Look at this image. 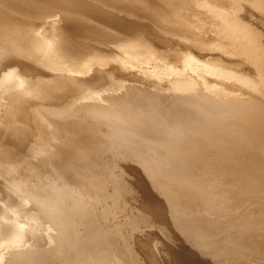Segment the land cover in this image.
<instances>
[{"label":"rangeland","instance_id":"374dc122","mask_svg":"<svg viewBox=\"0 0 264 264\" xmlns=\"http://www.w3.org/2000/svg\"><path fill=\"white\" fill-rule=\"evenodd\" d=\"M67 1H68V4L72 6L74 4L79 3L78 0L77 1L67 0ZM96 1H98L97 3L100 2L99 4H102L103 1H105L104 3H106V0H102V3H101V0H96ZM108 1L109 0H107V3ZM130 1L131 0H128L127 2L131 4L134 1L133 4L134 6L136 5V7L138 6L137 8H139V6L141 5L143 1H144L142 4L143 6H145L144 4L149 2V5L148 3L146 4V7L148 8L145 7L148 10L152 9L153 5L157 6L156 3L155 4L152 3L154 0H151V2L149 0L138 1L140 4L138 2L136 3L135 0H132L131 3ZM157 1L158 0H155V2ZM160 1H163V0H160ZM164 1L159 2V4L165 3L164 4L165 7H163V5L158 4L159 6L157 8L158 10L156 9V6L155 7L153 6V9H152V10L156 9V11L152 12V10H149L150 13L152 12L151 19L153 21L156 20V18L153 19L154 16L158 17L163 14L162 12L169 11L172 8L174 11H176L175 12L176 14L174 13V11L171 10V13L173 12V14H169L170 13L169 11L166 16L168 17V15H170V17L167 18L164 16L166 14L165 12V14L162 15V17L160 16L157 19L159 21H156V22H159V23H161L162 21L165 22L166 20L165 18L171 19L175 15L174 16L175 18L173 17L171 21H174L175 23V20L177 19L178 21L177 20L176 21L178 23L179 21L182 20L181 22L178 23V26H180L179 30H181V25L188 26L192 24V26L185 27V31L183 30L184 26H182V30L180 31L181 33H177L178 31L171 29L166 24L164 25V23L162 22V24L165 27H167L166 31L163 33L169 32L168 34L172 35L173 38H174V35L177 33L178 37L176 36V39L180 38L182 41L183 39H186V38H188V41H190V39L193 40V38H196L197 36H201L203 34L209 37V38L208 37L206 38L204 36L200 37L201 39L205 38L204 39L205 41L212 37L213 42L222 43V41L225 42V40L227 42V37H228L229 43H225V44L223 43V46L226 45L225 47H227L230 51L232 50L233 52L236 51L235 49L233 50V48H236L238 51L240 50V46H241L240 44L243 41L244 42L242 44V47L243 45L245 47L248 45V47H246L248 49H250L251 47H254L257 41L258 47L257 46L255 47H257V49L260 48V50L259 49L258 50L259 52L261 51V53L264 51L263 50L264 49V41H263L264 39L262 40L260 39V37L264 36V34L262 33L264 32L263 31L264 27H262L264 26L263 25L264 20H262L264 19V11H262L264 9V6L261 4V3L264 4V0L262 1L255 0L254 5H252L253 3L249 5L250 3L249 1H248L249 3L247 2L248 4L246 3V1L244 2L242 1L243 2L242 4V2H239V0H235V1L225 0L226 2L223 0L225 4L223 3L222 6L224 8L215 6L213 7V9L211 5L209 7V2H208L209 0H204L205 2H203V0H195L196 3H193L195 2L194 0L192 1L176 0V2L175 0H168V2L166 0ZM227 1L229 2V4ZM236 1L240 3V5ZM116 2L114 0L113 2L111 1V3L113 4L116 3L115 4L116 6H118V4L121 1L118 2V0H116ZM166 2L168 5H172V6H168ZM172 2L175 5H173ZM179 2L180 4L181 3L182 4L180 5ZM81 3L83 4V1H81ZM177 3H178V6L180 7L177 6ZM198 3L199 5H197ZM235 3H237L238 5H236ZM186 4L190 6L188 7ZM81 5L78 8H82L85 6V5L84 6L82 5L81 7ZM231 5H232V8L227 7ZM251 5L254 6V8L256 7L255 8L256 10H257V7H260L258 9H261V10L256 11L254 10V8L252 10ZM160 6L163 8H161ZM234 6H239L240 8H237V7L236 8L239 9L240 11L241 9L243 10V14H242L243 17L246 14V17L250 19L249 16L251 14L255 16L257 15L256 17L251 15V19L249 21L248 19H245L246 17L244 18L242 17L243 18L242 20L243 22L245 21L244 23L246 25V29L244 31L249 30L250 32L251 31L253 32L255 27H257L258 29L255 28V32H254L255 34H253L252 32L250 33L249 31L246 33H244V31H242L243 33L240 32L242 36L244 35L246 36L244 37L245 39H243V37L240 34L236 33V35H238L237 37L238 39L237 40L234 39L235 41L232 42L230 40V37L233 38L234 36L235 38L236 35L232 33L233 34L232 36V34H230L231 32L228 29L227 30L229 32L228 31L224 32L226 31L225 26L224 28L222 26H220L221 28H217L219 26H212L213 24L209 23L208 21L210 20V16L208 13H210V11L215 9L213 12L220 14L221 18L224 19L225 25H226L225 23L226 21L230 22L229 23L230 25L227 26V27H230L233 21L239 20L240 19L239 17H241L240 11L234 8ZM177 7L179 8V10ZM196 7L197 9H195ZM206 7H208V9ZM78 8L73 6V8L71 9L60 10L59 12L61 13V17L60 16L58 17V15L60 14L59 12L57 13V15H55V18H58V19H56L54 28L57 29V26H58L57 23H59L60 25V22L62 24L60 26L67 28L69 27L71 23H74V22L76 23L77 21V24L79 23L78 24L79 27L76 24L77 29L74 26L72 28L73 31L75 29V32H77L78 30L77 32L78 34L80 35L85 34L83 37H86V34H88L89 32L92 33L93 31L89 30V29H92L89 27L91 24L88 23L89 25L88 26L86 22V20L88 22L91 21L90 14L88 16V13L86 12V8L85 10H83L84 8L82 9H78ZM145 8L143 7V10H145ZM187 8L190 10H188ZM220 8L223 10L221 11ZM227 8H230L231 11ZM89 9L92 10L93 8L89 7ZM232 9H236V10H232ZM72 10L75 11V13ZM82 10L85 13V15L87 14L86 16L83 15L84 13L82 12ZM136 10H139V9H136ZM136 10H133V11L135 12ZM143 10L141 9V11ZM148 10H145L146 13L144 11L141 13L146 14L147 17L148 16L150 17L149 12H147ZM159 10H162V11L158 13ZM196 10L200 12L197 13ZM248 10L254 13L248 12ZM184 11L186 12V14ZM188 11H190L191 13H187ZM218 11H220V13ZM235 11L239 13L237 14L239 17L237 15L234 16L236 14ZM76 12H77V15H76ZM194 12H196L197 14ZM231 12H233V14ZM247 12L251 14H249L248 16ZM155 13L157 15H154ZM181 13H184L185 15ZM70 14H73V15L70 16ZM137 14L139 15V13ZM202 14H204L205 16ZM258 14L259 15L261 14L260 15L261 18L259 17ZM177 15L179 16L177 17ZM223 15L224 16L226 15L225 16L226 18H223L224 17ZM65 16L69 18V21H66L68 18H65ZM141 16L142 15H140V17ZM183 16L184 17L186 16L185 19L183 18ZM187 16L192 17V18L188 17V20H190L189 23L186 19ZM200 16H203L207 20L206 21L203 19L206 25L200 20ZM179 17L182 19H180ZM59 18L61 21L59 20ZM83 18L86 19V20L84 19V24L81 23V21H83ZM161 18H164V19L160 21ZM214 18L216 17L214 16ZM255 18L256 19L258 18L259 20L263 22L261 21L259 22ZM63 19H66V20H63ZM71 19H74L75 21L74 20L72 21ZM183 20H186L187 22ZM198 20L202 24H200ZM242 20L240 19L239 21H242ZM53 21H55V19H53ZM250 21L253 24L255 22L254 26L257 23V26L255 27L252 26L253 24L251 23L252 24L251 25ZM68 22H70V24ZM258 22L261 24H258ZM80 23L82 24V29L85 28L84 30L80 28L81 26ZM186 23L188 24L186 25ZM153 24H155V21ZM207 24L208 25L210 24L209 26L211 27V30H210V27L207 26ZM65 25H67V27H65ZM200 25L201 26L203 25L204 29H202ZM233 25H234L233 29L236 28L237 30L236 29L235 30L237 32L239 29H241L238 27V25L234 23ZM259 25H262V26H259ZM250 26H252L251 29H250ZM199 27L202 31L199 29ZM214 27L215 29L216 28L217 29L214 30L213 29ZM78 28H80L81 31H83V33ZM187 28H189L190 30ZM259 28L261 31L259 30ZM159 29L163 30V27L162 28L160 27ZM206 29L209 30L210 32L209 31L207 32ZM93 30H96V29H94L93 27ZM196 30L198 31L196 32ZM219 31L221 33L224 32L225 35L224 33H222L223 35L222 37ZM257 31L261 33V35L259 33L257 34ZM185 32L188 33L189 35L191 33L193 35L195 34L196 35L195 37H193V35L189 36L188 34L186 35ZM203 32L206 34H204ZM217 32H219V34ZM228 33L229 35H231L230 37L228 36ZM247 33L249 34V37L251 35H254V36H251L249 38L247 37L248 36ZM183 34H184V38H182ZM211 34L212 35L214 34V35L212 36ZM88 35L86 38H88ZM141 35H146V33H143V34L141 33ZM179 35L181 36L179 37ZM255 35H258V36L260 35V36L259 38H257ZM90 36L92 35H89V37ZM187 36H189L190 38ZM214 36L216 39L218 38L217 41H214L216 40L214 39ZM220 37L222 39L225 37L226 39L224 38L222 41H218ZM240 37L243 40L240 41ZM92 38L93 36L89 39L94 41L95 39L94 38L92 39ZM180 39L179 41L182 47L185 46L184 45L185 42L186 44L191 43L185 40L182 42ZM253 39L255 40L254 43H252ZM259 39L261 41H258ZM238 40L241 43L238 42ZM54 41H59V39H54ZM250 41H251L252 46L250 45ZM194 42L192 41L191 44H194ZM230 42L231 44H235V45L232 46ZM236 42L239 45L238 47H236L237 46ZM200 46L204 47L205 44L202 43V45ZM249 46L251 47L249 48ZM261 46H262V49H261ZM185 47L189 48L190 45L189 46L187 45ZM213 51L214 50L212 48L207 49V52H210L211 54H213L212 53ZM240 53L242 52H239V54ZM167 60H170V58ZM171 61H172L171 66L173 67V69H169V70L162 67V63H163L162 60L159 61L160 62L159 65L161 66L156 67V70L159 68L157 72H155L156 70L153 72V73H156V82H155L156 84L163 85L161 82L162 72L166 74L168 73L173 74L176 72L175 70H178V68L181 67L177 63V58L172 57ZM190 63L191 62L188 59L187 64H184V65L187 66L188 68H193V66H195L199 69V66L196 63H191V64ZM171 66L166 65V67L168 68H170ZM37 67L41 69L42 71H48L50 69V67L46 69V65L43 64L42 61H41V64L37 65ZM219 72L221 73L222 78L226 76L225 73H222L221 71ZM142 73H145V72H142ZM136 74L140 75L141 79L143 78L142 77L143 75H146L145 77L146 80H149V79L152 80V77H150V74L149 75L148 74L141 75L139 73H136ZM239 74L240 72L235 73L236 76ZM241 74H244V73H241ZM26 80H30V81L33 80L32 81L33 83H35L36 81L35 78H30ZM243 82L244 84H246V81H243ZM126 85L124 84L122 86L124 88H121L117 92H112V94H115L117 96H113L115 98L112 97L105 102L107 103L108 101L110 102L111 100H113L111 101V103L113 102L112 104L119 106V107L120 106L122 107V104L124 102L123 104L124 107L122 108L128 109L129 110L128 112H131V113L132 111L130 110L134 109L135 111L133 110L132 114L134 115L138 114V117L141 116V119H146L147 117H149L148 120L154 121V122L151 121L152 123H158V124L160 123L159 124L160 130H155V132H151V133L147 131V133H145L146 136L143 133H140L137 131L138 133H140V137L139 136L138 137L129 136L130 138V139L128 138L129 142H126V140L123 141L118 135H115L112 132L111 130L112 127L108 125V122H110V120L112 119L108 121L107 118L105 117L103 118V115L105 114L104 112L98 113L96 111V112H92L93 114L91 112H85L87 113V114L84 113L85 118L87 117L86 118L87 120H84V121L86 122L88 121V124L90 125L91 128H89V130L87 129L84 130L81 126H79L78 132L80 133H78L77 135L71 134V137L67 140V143L60 142V140L63 138L62 136L61 139L56 142L58 146L56 145L55 146L58 149L55 148L56 155L53 158L54 161L52 160V162H55V161L66 162L69 158H72L73 156H80L81 162L77 161L75 163L76 164H79V162L81 163V165H77V168L78 170H82L83 175H80L79 173L78 175L75 173L73 166L71 165V163L73 164L72 161L69 162V166L71 165L70 167L72 168L68 169L67 165L63 166V170L65 171L62 173L55 168V165H53L54 166L53 167L51 164L50 165L47 163L45 164V161L47 159L45 160L44 158L51 154V142H48L49 149H47V153H45L44 155H38L34 157V159H36V161L38 162L36 165H34L35 168L33 170L28 169V172L27 171L23 172V170L26 169V167H28L26 166L27 163H24L23 166L21 167V170L18 171L17 173V176H21L20 178L21 185L18 187L19 189L18 195L19 197H22V198L25 195H27L26 198H28V201H29L28 208L27 210L25 209L24 218L28 219V216L30 215L31 216L27 221L24 218L20 219V217L14 218L15 222L7 221V220H0V264H29V263L31 264H93L91 258L95 259V264H146L143 256L139 253L138 248L143 253H145L146 256L149 252L150 259H147L149 261V264H158V263L159 264H264V123H263L264 121H262L261 123V119L263 120L264 118V112L263 114H259V117L257 116V118L261 117L260 120L258 119L260 123L255 118V116L258 115V113L254 115L255 119L253 118L254 112H252V114L250 115L251 116L250 118L252 119L250 120L247 119V121L240 120L241 117L244 119L247 118L246 114L251 113L250 112L251 110L249 109L253 108L254 107L253 105L260 107V105L256 103L257 101H255V99L249 96L248 101H243L241 102L242 104L238 103L239 105H235L234 107L231 106L229 108H226L229 105L227 104L223 105V108L227 109V110H224L225 112L233 113V115L239 116L236 119L237 123H235V119L233 121L232 114H230V116L221 118L220 120H218L219 122L218 121L209 122L210 124L213 125L212 127L213 131L225 132L223 136H226V135L230 136V137H227V139L230 138L231 142L233 143H227L226 146H224V144H222L223 142L219 141V138L222 137L221 134L217 136L216 134H214L212 130L210 131L207 130L208 132L206 131V134L210 136L207 135V137L206 136L204 137L203 135H201L202 134L201 130H203L201 128L202 127L201 123H208L206 120L201 121L202 120L201 118L204 117L202 115H198L197 118L192 115V117H195L196 119L195 121L194 119H192V121H194L195 124H192V127L191 125L186 126V128L190 127V128H193L192 130H196L195 132L191 131V135L195 134V136L193 137L189 134L190 133L189 130H191L189 128H188L189 130L188 129L186 130L187 132L183 131L182 133L181 131L180 132L181 135L180 133H178L180 130L177 129L178 130L177 132V130H175L176 128H174L173 130L171 126H170V129L168 128L169 126L168 122L171 123L172 119L176 117V115H178L177 113L178 112L181 113V110H179V108L182 106L181 105L182 102H178L177 98L178 100H181V98L185 97L184 94L173 93L171 91L169 92L164 91L163 93L160 87L157 88L158 85L154 87L153 89H150L151 87L146 88L144 86L146 88L145 89L144 87H141L142 85L141 86L137 85L139 86V90L136 92V90L138 89V87L135 86L136 84H133L132 86L134 88L136 87L134 90L133 88H131L132 84H129L130 87H128V84ZM140 87L142 89H140ZM151 90H153V92ZM123 91L125 92L126 95L123 93ZM129 91H132L130 92L132 95L130 93H128L129 95H127L126 92H129ZM108 93L111 94V92H107L106 94ZM150 93L152 96L154 95L153 100H151L153 97L150 96ZM139 94H141L140 96L144 94L143 97L145 96L144 98L147 104H144L145 100L143 97H142L143 99L142 100ZM148 94H149L150 99L147 97ZM171 94H172V97H171ZM137 95L139 96L141 101H139L140 99L137 97ZM129 96L131 97L129 98ZM169 97H171V99ZM120 98L122 99L120 100ZM131 98H132V101H134V99L137 98L134 101L135 103L134 102L131 103ZM157 100H158V103H157ZM147 101H150L151 103ZM130 103H131V106H130ZM136 103L138 106L140 105L139 103L144 104V105H140L139 107H136L135 105ZM155 104L156 105L160 104L161 108L163 109L159 107L160 105H157L158 106L157 108ZM165 105L167 106V108H164L166 107ZM199 105H200L199 102H194L191 100L190 103L187 105V108L186 106H183L181 108H185L186 110L189 109L193 112L196 111L197 109H200L201 111L203 108H198ZM143 107L144 109L141 111ZM154 109H156V111ZM158 109L161 110V112ZM234 109H237V110L233 111ZM262 111H264V107L262 108ZM148 112H149V115H148ZM159 112L163 113V115H161ZM139 113H142V115L144 114V116H142ZM202 114L204 115V112H202ZM248 114L247 116H249ZM151 116L154 120L151 118ZM95 117L97 119H95ZM79 118H76V119H79ZM237 120L239 122H242L241 124H245V125H242V126L239 125L240 123ZM253 120H257V121L254 122ZM93 121L94 122L96 121L95 122L96 124H93L92 123ZM188 121L189 120L187 121L183 120V122H188ZM197 121L199 122L201 121V123L198 124ZM230 121H232V124L230 123ZM43 122L44 124H42V127L44 128L43 125H45V128H47V132L50 131L48 123L44 120ZM174 130L176 131L177 135L175 137H169V136L174 135V133H172L174 132ZM2 131L3 129L0 128V138L4 136V133ZM131 131L134 132V130H131ZM169 131H171L170 132L172 133L171 135L169 134ZM197 131H199L200 134L197 133ZM125 132L131 133V132H128L127 130H125ZM95 133L99 135H96ZM101 133L104 135L106 134V135L104 136ZM184 134L186 136H184ZM188 134L191 136V138ZM211 135L212 136L216 135L215 136L216 138L214 136L213 138H211L212 137ZM196 136H198L199 138ZM105 137L107 138L105 139ZM203 137L207 141L205 139L203 140ZM188 139L189 141H191L192 139V141L189 142ZM95 140H98V141H95ZM130 140H134V141H130ZM241 140H244L247 143L243 144V141L241 142ZM121 142H125V143H123L124 145L123 148L119 149L118 146L122 145ZM130 142L132 143L130 144ZM64 144L67 145V147ZM244 145L248 146V150L245 148ZM237 146H239V148H237ZM64 148H68V150ZM249 149L251 150L253 149V151ZM66 151L68 153H66ZM201 151L205 152V154H202V158L200 157L201 159L200 158L198 159L197 152H201ZM230 151H233V152L229 153ZM142 152L144 153L142 154ZM209 152L210 153L212 152V153L210 154ZM158 153L160 156L158 155ZM136 154H139L141 156H138ZM217 154L218 155L220 154L219 157ZM143 155L149 156V157L144 159L145 157H142ZM204 155H206V157L207 155L208 157H211L212 155L215 156L213 159L216 158L215 159L216 162L206 164L205 160H203V158H205ZM153 156H155V158H152ZM82 157H84L85 159H82ZM129 157L131 158V160H127V159H130ZM217 157L219 158L218 161H217ZM98 158H105V159H103V161L95 160ZM134 158L136 162L138 160L139 162H142V164H144L145 166L143 167L139 166L138 171L136 170V168H133L130 171H128V169L125 168L128 171V174H130V176L132 175L135 179H139V182H140V179L143 180L146 177H150L152 179L144 180L143 184L140 185L141 189H135L136 185H133L131 183L133 180L130 181L131 180L130 177L129 179L127 175L125 176L123 175L124 176L122 177L123 180H125V182L130 187V190L127 191L128 193H124V191L122 190V187L118 188L117 183H116L118 181L117 177L119 175L121 177L120 171L122 170L119 171V169H122V168L124 169V164L126 162L132 163L133 162L132 159ZM95 162H99L102 165L103 163H106L105 165H108V167H105L104 165L105 169L103 170V168L102 169L97 168L98 166L96 167L93 164L92 165L88 164V163H95ZM113 166H115V168L118 170L109 171L108 168H111ZM129 166L131 165L129 164L126 167H129ZM203 166H205L206 168ZM201 167L203 170H205V172L200 175L197 170L201 169ZM85 168L87 171L85 170ZM208 168L210 171H213L212 174H209V176H207V173H206V172L209 173ZM90 170H91V173H90ZM161 173L163 174V176ZM217 173L221 175V178H225L224 181L217 180L216 178L218 177ZM26 174L27 176H25ZM103 174H107V175H103ZM213 174H214L215 179H213L214 178L212 176ZM76 176H78V178ZM107 176H110L109 178L110 180H107V182H105L108 185L103 186L104 184H95L94 182L92 183V181H94L92 180L93 178L104 179ZM211 176L212 178H210ZM82 181L86 185L83 186ZM67 182H69L70 184ZM81 185L84 188H81ZM85 186H87L88 188L86 187L85 189ZM89 186L91 187V189H89L90 188ZM94 186L96 189L95 191L93 190ZM69 188L73 190L71 191ZM236 188L237 190H235ZM74 191L75 193H73ZM94 192H96V194ZM87 194L90 196H93L92 198L94 199H92ZM118 194L120 198L119 196H116ZM110 196H113V199L115 201L114 203H113V200H111L112 197ZM70 197L72 200L70 199ZM115 197H118L116 198L117 200H115ZM106 199H110V200H106ZM131 200H136V201H134V203L131 204L132 202ZM116 203L118 207L114 206L116 205ZM202 203H206V204H202ZM126 205L128 206V208ZM45 206L46 208H44ZM107 207L109 208L110 211L108 210ZM114 207L116 210L117 208L119 209L116 211L114 210ZM40 210H42L43 213L54 212L52 216L53 218L50 220H46L45 222L43 214L35 215V212H38ZM47 210H53V211H47ZM94 210L96 213L94 212ZM108 211L111 213L112 216L110 215ZM103 212L105 214V217H107L108 214L110 217L108 216V218H105L104 216H100L99 214H103ZM66 219H70V220L66 221ZM60 224H62V226H60ZM48 229L50 230L48 231ZM51 230L55 231L54 237H56L57 240H49L50 236H48L47 234L50 233ZM70 230H73V232L76 234L75 235L76 242L73 241L72 233ZM88 235L89 237L91 235L93 236L94 238L93 241L90 242L89 243L90 245L87 246L86 248L79 249L76 246V243H84V241H86L85 238ZM58 241L67 242L69 244H67L65 248H60L58 246ZM154 242L157 243V251H155L156 246L154 248H151V245ZM101 245L104 247L102 248ZM171 245L174 247L175 252L173 251V248L171 247ZM167 250L171 252V256L164 257L163 252ZM155 253L157 255H161L159 262L155 260ZM222 259L224 260V262L222 261Z\"/></svg>","mask_w":264,"mask_h":264},{"label":"bare ground","instance_id":"6f19581e","mask_svg":"<svg viewBox=\"0 0 264 264\" xmlns=\"http://www.w3.org/2000/svg\"><path fill=\"white\" fill-rule=\"evenodd\" d=\"M81 1H83V4L81 3ZM95 1L96 0H80V1L78 0V2L80 4L78 3V4L73 5L77 8L81 4L83 6L84 5L86 6V7L85 6L84 7L86 8V12L88 13V16L90 14L91 21L88 22L85 18H83V21H81V23L84 24V19H85L87 22V25H88V23L91 24L90 26L89 25L88 26L92 29H89V28L88 29L90 31H93V32L92 33L89 32L90 34L89 33L88 34L92 35L93 38L95 39L94 41H92L91 39H89L92 36L89 37V35L86 34V37L88 35V38H86V37H83L85 34L80 35L77 33L78 30H77V32H75V29H74V31L72 30V28L74 26L76 27L77 21H76V23L74 22L71 24H70V22H68L70 25H69V27H67V25H65V27H67V28L60 26V25H62L60 22V25H59V23H57L58 24L57 29L54 28V25L56 23V19H58V18H55V15H57V13L60 10L73 8L72 5L68 4L67 0H0V128L3 129L2 132L4 133V136H2V138H0V140H1L0 141V220H7V221L15 222L14 218L20 217V219H23L25 217V209L27 210L28 205H29V201H28V198H26L27 195H25L23 198L19 197V195H18L19 194L18 187L21 185V183H20L21 176H17V173H18V171L21 170V167L23 166L24 163H27L26 166H28V167H26V169H24L23 172H26V171L28 172V169L33 170L35 168L34 165H36L38 163L36 161V159H34V157H36L38 155H44L45 153H47V149H49L48 142H51V154L44 158L45 160L47 159L45 161V164L46 163L49 165L51 164L52 166L55 165V168L58 171H60L61 173L65 171V170H63V166L67 165V168L69 169V168H72V167H70L72 165L76 174L79 173L80 175H83L82 170H78V168H77V165H81L80 156H73L72 158H69L66 162H57V161L52 162V160H53L54 156L56 155L55 154V148H56V146H58V144L56 142L59 141L62 136H63V138L60 140V142H66L67 143V140L71 137V134L77 135L78 133H80V132H78L79 126H81L84 130L85 129L89 130V128H91L90 125L88 124V121L87 122L84 121V120H87L86 119L87 117L85 118V115H84L85 112H91V113L96 112V111L98 113L104 112L105 114L103 115V118L104 117L107 118L108 121L110 119H112V120H110V122H108L106 120L108 122V125L110 127H112V129L110 128L112 130V132L115 135H118L123 141L126 140V142H129L128 141L129 136H134V137L139 136L140 137V133H143L145 135V133H147V131L151 133V132H155V130H160V128H159L160 123L159 124L158 123H152L154 121L151 120L152 121L151 122L150 120H148L149 117H147V116L149 115L150 111L148 112L146 119H141V116L138 117V114H135V115L132 114L134 109L130 110V111H132V113H131V112H128L129 111L128 109L122 108V107H124L123 106L124 102L122 104V107L121 106L119 107V106L112 104L113 102L111 103V101H113V100H111L110 102L108 101L107 103L105 102V101L109 100L110 98H112L113 96H117L115 94H112V92H117L121 88H124V87H122L124 84L125 85L128 84V87H130L129 84H132L131 88H133V90L136 88V87L135 88L132 87L133 84H136L135 86H137V85L141 86L142 85L141 87L145 86L146 88L151 87L150 89H153L154 87H156L158 85L155 83L156 82V73H153V72L156 70V67L161 66V65H159L160 60H162V62H163L162 67L169 70V69H173V67L171 66V62H172L171 60H172V57H175V58H177V63L181 67L178 68V70H175L176 72L173 74H170V73L166 74V73L162 72L161 73V75H162L161 76L162 77L161 82L163 85H158L157 88L160 87L161 91H163V93H164V91L165 92L171 91L173 93L184 94L185 97L181 98V100H178V98H177L178 102H182L181 107L186 106V108H187V105L192 100L194 102H199L200 105L202 104L201 106L199 105L198 108H203L201 111H200V109H197L196 111L193 112L189 109L186 110L185 108L180 107L179 110H181V113L178 112L177 113L178 115H176V117H174L172 119L171 123L168 122L169 126H168V124H167V126L169 129L171 126L172 130L174 128H176L175 130H177V129L180 130L179 132L177 130L178 133H180L181 131L183 133V131L187 132L186 130L189 128L191 130L188 129L190 131V133L189 132L188 133L191 135V131L195 132L196 130H192L193 128H190V127L186 128V126L191 125V127H192V124H195V122H194L196 120L195 117L197 118L198 115L204 116L203 118H201L202 119L201 121L206 120L209 123V122L218 121L221 118L230 116V114H232L233 121L235 119V123H237L236 119L239 116L233 115V113L225 112L224 110H227V109L223 108V105L224 104L229 105L226 108H229L231 106L234 107L235 105H239L243 101H248L249 96L251 98L255 99V101H257L256 103L259 104L260 107L253 105L254 107L249 109V110H251L250 111L251 113H249V114L247 113L249 116H247V114H246V117H247L246 119H244L240 116L241 117L240 120H246L247 121V119H249V120L252 119V118H250L251 117L250 115L252 114V112H254L253 118H254V115L258 113V115H256L255 118L257 120L258 119L260 120L261 117L257 118V116L259 117V114H263V112H264V111H262V108L264 107V51H263L264 49L262 50L263 54L261 53V51L259 52L260 48H258L259 50L257 49V47H258L257 41H256V45H255L257 47H255V46L251 47L252 46L251 41H250L251 46H249V48L251 47L250 49L246 48V47H248V45L246 47L243 45V47H242V44L244 41L242 43L240 41L245 39L244 37H246L245 35L242 36V34H241V33H243L242 31H244L246 29V25L244 23L245 21L243 22L242 19L244 17H246V14L243 17V15H242L243 10L241 9V11H240L239 9H237V8H240L239 6H234V8L237 7L236 9L240 11L241 17H239L237 15V14H239V13H237V11H235L236 14L234 13L235 14L234 16L237 15L242 21H239L240 19L237 17L239 20L234 19L235 21L232 22V25L230 27H227L228 25H230L229 24L230 22L226 21L225 22L226 25H225L224 19L221 18L220 14L214 13L213 11L215 9L212 10L213 7H215V6L224 8L222 6V4L224 3L223 0H222V2H221V0H209L208 1L209 7H210V5L212 7V9H211L212 11H210V13L211 12L214 13V14L208 13L210 16V20H208L209 23L213 24L212 26H219L217 28H221L220 26H222L224 28V26H225L226 31H224V32H227L229 30L231 32L230 34L233 33L236 35V33H237L243 37V39H241V37H240V41L238 40V42L241 43L239 51L236 48H233L232 46H234L235 44H231V42H230L233 50L235 49L236 51H238V52H236V51L233 52L232 50L230 51L227 47H225L226 45L223 46V43L224 44L229 43L227 35H226L227 42H226V40H225V42L222 41L225 37L223 39L220 37V39L218 41H222V43H219V42L217 43V42H213V39L211 36H210L211 37L210 39L205 41L204 40L205 38L201 39L200 37L204 36L207 38L208 36H205L203 34L202 35L199 34L201 36H197V37H199V38L196 37L198 39L197 40L196 38H193V37H195L196 34L193 35L191 33L189 35L188 33L185 32L186 35L187 34L189 36L193 35V37H192L193 40L190 39V41H188V38H186V39H183V41L185 40V41H188L191 43H192V41L193 42L195 41V42H194V44H191V43L186 44V42H185L184 45L185 46L190 45V47L188 48V47H185L184 45H183L184 47H182V45L180 44V41H179L180 38L176 39V36L178 37L177 33H181L180 31L182 30V26H184V25H181V30H179L180 26H178V23L181 22L182 20L177 23L178 20L176 19L177 21L175 20V23H174V21H171V20L173 19V17L175 15L171 19L170 18L167 19L168 17H170V15H168V17L166 16L169 11H170L169 14H173V12L171 13V10L174 11L172 8L171 9L169 8L170 9L169 11L162 12L163 13L162 15H164L166 12V14L164 16L167 18H165L166 19L165 22L162 21L164 18H161L160 21H162L164 23V25L166 24L168 27H170L171 29L176 30L178 32L177 33L175 32L176 33L175 35L173 34L174 38L172 35L168 34L169 32L163 33L166 31L167 27H165L162 24V22L161 23L156 22V21H159L157 19L160 16L162 17V15H160L158 17L152 16L153 19L156 18V20H154L155 24H153L154 21L151 19V14L153 11H156V9L159 7L158 6L159 2H163L164 0L163 1L158 0L157 2H155V0H154L152 3L153 4L156 3L157 6L153 5L154 7L156 6L155 10H152L153 6H152V9H149V10H152L151 13L148 9H146V8H148V7H146V4L148 3V5H149V2L146 1L147 3L144 4L145 6H143L142 5L144 2L143 0H135L136 3L138 1H143L141 3V5L139 6V8H137L138 6L136 7V5L134 6V4H133L134 1L131 3L132 0L130 1V3L133 6L131 4H129V2H127L128 0H120L121 2L118 0V2H120L118 4V6L115 5L117 3L116 0H114L116 2L114 4L111 3V1L113 2V0H109L110 1V3L108 1L109 4L107 3V0H106L107 4L104 3L105 1H103V3H102V0H101L102 4H99L100 2L97 3L98 1H96V2ZM149 1L151 2V0H149ZM166 1L168 2V0H166ZM190 1H192V0H190ZM232 1H235V0H232ZM242 1L243 2L246 1V3L249 1L250 2V3L248 2L249 5L252 3H253L252 5H254V2H255V0H239V2H242ZM167 2H166V4H167ZM175 2H176V0H175ZM203 2H205V1L203 0ZM243 2H242V4H243ZM187 3H189V2H187ZM193 3H196V1ZM237 3H235V4L240 5V3H238V4ZM164 4L160 3L159 5H163V7H165ZM179 4H180V2H179ZM228 4H229V2H228ZM231 4H232V2H231ZM247 4H246V6H247ZM261 4L264 6L263 3H261ZM82 5H81V7H82ZM150 5H151V3H150ZM173 5H175V4L173 3ZM197 5H199V3ZM168 6H172V5H168ZM177 6H178V3H177ZM200 6H201V4H200ZM84 7H82V8H84ZM89 7L93 8V9L91 10V9H89ZM134 7H136V8H134ZM143 7L144 8L146 7L145 10H148L147 12H149L150 17L149 16L147 17L146 14L141 13L143 11L145 12V10H143ZM163 7H161V8H163ZM178 7H180V6H178ZM227 7L232 8V5L227 6ZM82 8H78V9H82ZM85 8L83 10H85ZM118 8H120V9H118ZM140 8L143 11H141ZM199 8H201V7H199ZM206 8L208 9V7H206ZM253 8H254V6H252V10H253ZM255 8H254V10H256ZM258 8H260V7H257V10H261ZM136 9H139V10H136ZM192 9H193V7H192ZM195 9H197V7ZM227 9L230 10V8H227ZM236 9H232V10H236ZM83 10H82V12H83ZM133 10H136L137 13H139V15L136 13V11L134 12ZM178 10H179V8H178ZM188 10H190V9H188ZM222 10L223 9H221V11ZM249 10H251V9H249ZM249 10H248V12L254 13V12L249 11ZM66 11H68V10H66ZM160 11H162V10H159V12L158 11L157 12L160 13ZM230 11H229V13H230ZM262 11H264V9ZM73 12L75 13V11H73ZM175 12L176 11H174V13ZM198 12H200V11H197V13ZM218 12L220 13V11H218ZM248 12H247V15L249 16V14H251V13H248ZM124 13H126V14L128 13V14L126 15ZM187 13H191V12L188 11ZM194 13H196V12H194ZM231 13L233 14V12H231ZM67 14H69V13H67ZM181 14H184V13H181ZM185 14H186V12H185ZM261 14H263V13H261ZM71 15H73V14H70V16ZM76 15H77V12H76ZM83 15H85V13ZM140 15H142V16L140 17ZM154 15H157V14L155 13ZM179 15H180V13H179ZM179 15H177V17ZM187 15H189V14H187ZM202 15H204V14H202ZM251 15L249 16L250 19H251ZM260 15H259V17L261 18ZM52 16H53V18H52ZM59 16L61 17V13L58 15V17ZM85 16H83V17H85ZM214 16L216 18H214ZM225 16L223 18H226ZM229 16H230V14H229ZM252 16L256 17L257 15L256 16L252 15ZM181 17H182V15H181ZM185 17L183 16L184 19H185ZM188 17H190V18H192V17L187 16L186 19L189 23L190 20H188ZM206 17H207V15H206ZM65 18H68V17L65 16ZM79 18H81V17H79ZM193 18H194V16H193ZM258 18L257 19L255 18V19L260 22L261 20H259ZM53 19H55V21H53ZM74 19H76V18H74ZM74 19H71V20L73 21ZM180 19H182V18H180ZM203 19L206 20L203 16H200V20L205 24ZM245 19H248V21L250 20L247 17ZM252 19H253V17H252ZM59 20H60V18H59ZM63 20H66V19H63ZM79 20H81V19H79ZM262 20H264V19H262ZM66 21H69V18ZM183 21L187 22L186 20H183ZM230 21H231V19H230ZM246 22H247V20H246ZM259 22H258V24H261ZM261 22H263V21H261ZM68 23H66V24H68ZM81 23H80V25H81L80 28L82 29ZM188 23H186V25ZM199 23L202 24L200 21H199ZM219 23H221V24H219ZM233 23L238 25L239 28H241L238 30V32L236 31L237 30L236 28H235L236 30L233 29L234 28ZM251 23L252 22L250 21V24ZM78 24H77V26H78ZM254 24H255V22H254ZM254 24L252 26H254ZM209 25L207 24V26H209ZM263 25H264V23H263ZM92 26L96 30H93ZM188 26H192V24H190ZM188 26H184L183 30L185 31V27H188ZM207 26H206V28H207ZM252 26H250V29ZM255 26H257V23ZM259 26H262V25H259ZM160 27L161 28L163 27V30H160L159 29ZM262 27H264V26H262ZM80 28H78V29H80ZM189 28H191V27H189ZM189 28H187V29H189ZM201 28L204 29L203 25L201 26ZM255 28H257V27H255ZM255 28H254L253 32L251 31L253 34H255L254 33ZM76 29H77V27H76ZM81 29H80V31H81ZM84 29H82V30H84ZM199 29H200V27H199ZM213 29L216 30L215 27ZM210 30H211V27H210ZM259 30H260V28H259ZM193 31H195V30H193ZM197 31L198 30H196V32ZM208 31L209 30H207V32ZM220 31H221V29H220ZM248 31L249 30L244 31V33L248 32ZM263 31H264V29H263ZM81 32L83 33V31H81ZM219 32H217V33L219 34ZM224 32H222V33H224ZM141 33L142 34L146 33V35H148V36L141 35ZM193 33H195V32H193ZM222 33L220 32L221 36L223 37ZM258 33L259 32L257 31V34ZM262 33L264 34V32H262ZM204 34H206V33H204ZM233 34H232V36H233ZM259 34L261 35V33H259ZM215 35H216V33H215ZM224 35H225V33H224ZM180 36L181 35H179V37ZM189 36H187V37H189ZM228 36L230 37L231 35H229V33H228ZM251 36H254V35H251ZM255 36L257 38H259L258 35H255ZM237 37H238V35H236L235 38H234V36H233V38L230 37V40L233 42V41L238 39ZM247 37H249V34ZM263 37L264 36L260 37V39L261 40L264 39ZM182 38H184V34H183ZM54 39H59V41H54ZM214 39H216L215 36H214ZM217 39L214 41H217ZM254 39H255V37H254ZM254 39H253L252 43H254V41H255ZM260 39L258 41H261ZM202 43L205 44L204 47L200 46V45H202ZM236 45H237L236 47L239 46L237 44V42H236ZM208 48H212L214 50L212 52L213 54H211L210 52H207ZM261 49H262V46H261ZM239 52H242L243 54L242 53L239 54ZM169 58H170V60H167ZM188 59L190 60L191 63H196L199 66V69L195 66H193V68H188L187 66H185L184 64H187ZM41 61L43 64L46 65V69L48 67H50V69L48 71H42L41 69H39L37 67V65L41 64ZM166 65H169L171 67L168 68V67H166ZM175 68H176V66H175ZM157 70L155 72H157ZM219 71H221L222 73H225L226 76L224 78H222L221 73ZM134 72L139 73L141 75L142 74H148V75L150 74V77H152V80L151 79L146 80L145 79L146 75H143L142 76L143 78L141 79L140 75H138ZM142 72H145V73H142ZM236 72H240V74L236 76L235 75ZM241 73H244V74H241ZM154 74H155V76H154ZM30 78H35L36 79L35 83L32 82L33 80L32 81L26 80V79H30ZM220 78H222V79H220ZM243 81H246V84H244ZM154 84H156V85H154ZM139 86H137L138 89L136 90V92L139 90ZM141 87H140V89H142ZM160 88H159V90H160ZM125 91H127V90H125ZM132 91L126 92L127 95H129L128 93H130ZM151 91L153 92V90H151ZM107 92H111V94H109V93L106 94ZM143 92H145V91H143ZM123 93L125 94L124 91H123ZM123 93H122V95H123ZM253 93H255V94H253ZM172 94H171V97H172ZM140 95L141 94H139V96ZM143 95L140 96L141 99H142ZM134 96H135V94H134ZM139 96L137 95L138 98H139ZM150 96H152L151 93H150ZM157 96H159V95H157ZM164 96H166V95H164ZM130 97L131 96H129V98ZM147 97L149 98V94L147 95ZM152 97L153 98L151 100L154 99V95ZM171 97H169V98L171 99ZM113 98H115V97H113ZM121 99L122 98H120V100ZM126 99H127V97H126ZM135 99H137V98H135ZM135 99H134V101H135ZM141 99L139 101H141ZM144 100H145V98H144ZM134 101H132V98H131V103H133ZM155 101H156V99H155ZM127 102H128V100H127ZM127 102H126V104H127ZM147 102L151 103L150 101H147ZM152 102H154V101H152ZM167 102H169V101H167ZM178 102H176V103H178ZM131 103H130V106H131ZM137 103L135 104L136 107H139L140 105L147 104L146 100H145L144 104L139 103L140 104L139 106L137 105ZM157 103H158V100H157ZM170 103H171V101H170ZM183 104H185V105H183ZM157 105H160V104H157ZM157 105H156V107L158 108ZM159 107L161 108V105ZM164 108H167V106ZM143 109H144V107L141 109V111ZM148 109H150V108H148ZM161 109H163V108H161ZM154 110L156 111V109H154ZM235 110H237V109H234L233 111H235ZM151 111H153V110H151ZM159 111L161 112V110H159ZM137 112H138V110H137ZM202 112H204V115L202 114ZM164 113H165V111H164ZM170 113H172V112H170ZM85 114H87V113H85ZM139 114L142 115V113H139ZM160 114L163 115V113H160ZM192 115L195 117H192ZM142 116H144V114ZM62 117H64V118H62ZM76 118H79V119H76ZM151 118H152V116H151ZM95 119H97V118L95 117ZM192 119H194V121H192ZM43 120L48 123L50 131L47 132V128H45V125H43L44 128L42 127V124H44ZM103 120H105V119H103ZM183 120H186V121L189 120V121L183 122ZM257 120H253V121L255 122ZM259 120H258V122H259ZM201 121L200 122L197 121L198 124L201 123ZM262 121H264V118H263V120L261 119V123H262ZM95 122L93 121L92 123L96 124ZM149 122H151V123H149ZM172 122H173V124H172ZM208 123H201L202 124L201 128L203 129V130H201L202 131L201 135H203L204 137L205 136L207 137V135H208V134H206V131L212 130V127H213L212 124L209 123L210 124L209 125ZM230 123L232 124V121H230ZM239 123H240L239 125H241V126L245 125V124H241L242 122H239ZM125 130H127L128 132H131V133H126ZM131 130H134V132ZM175 130H174V132H172V133H174V135L169 136V137H175L177 135ZM137 131L140 133H138ZM64 132H65V134H64ZM104 132H106V131H104ZM170 132L171 131H169V134L171 135L172 133H170ZM213 132L217 136L219 134L222 135V137H220V138L218 137V138H219V141L223 142L222 144H224V146H226L227 143H233V142H231L230 138L227 139V137H230L229 135L223 136L225 134V132H220V131L219 132L213 131ZM197 133L200 134L199 131H197ZM99 134H96V135H99ZM185 134H187V133H185ZM185 134H184V136H186ZM102 135H104V134H102ZM180 135H181V133H180ZM191 136L193 137V136H195V134L191 135ZM191 136H190V138H191ZM208 136H210V135H208ZM213 136L211 138H213ZM196 137H198V136H196ZM204 137H203V140L205 139ZM106 138L107 137H105V139ZM117 139H119V138H117ZM89 140H90V138H89ZM109 140H110V138H109ZM95 141H98V140H95ZM130 141H134V140H130ZM136 141H138V140H136ZM188 141H189V139H188ZM191 141H192V139H191ZM191 141H189V142H191ZM242 141H243V144L247 143L244 140H241V142ZM121 143H122V145L118 146L119 149L123 148V146H124L123 143H125V142H121ZM131 143L132 142H130V144ZM135 144H137V143H135ZM65 146L67 147V145H65ZM139 146H140V144H139ZM239 146H241V145H239ZM239 146H237V148H239ZM244 146L248 150V146H246V145H244ZM135 148H136V146H135ZM56 149H58V148H56ZM64 149L68 150V148H64ZM175 149H177V148H175ZM157 150H159V149H157ZM249 150H251V149H249ZM102 151H104V150H102ZM143 151H145V150H143ZM210 151H212V150H210ZM251 151H253V149ZM92 152H94V151H92ZM117 152H118V150H117ZM171 152H172V150H171ZM231 152H233V151H230L229 153H231ZM66 153H68V152L66 151ZM76 153H74V154H76ZM143 153L144 152H142V154ZM160 154H162V153H160ZM197 154H198L197 157L199 159L200 157L202 158V154H205V152L201 151V152H197ZM136 155L141 156L139 154H136ZM144 155L142 156V157H145L144 159L149 157V156H144ZM158 155H159V153H158ZM219 155H218V157H219ZM212 156L208 157V155H207V157H206V155H204L205 158H203V160H205L206 164L216 162L215 161L216 158L213 159L216 155L213 157ZM218 157H217V161L219 159ZM86 158H87V156H86ZM152 158H155V156H153ZM82 159H85V158L82 157ZM103 159H105V158H98L95 160L103 161ZM150 159H151V157H150ZM127 160H131V158L127 159ZM70 161H72L73 164L71 163V165L69 166ZM77 161H80L79 164L75 163ZM132 161L135 163L126 162L124 164V169L126 168V169H128V171H130L131 169L136 168V170L138 171L139 166H141V167L145 166L144 164H142V162H139L138 160L136 162L135 158L132 159ZM85 164H87V163H85ZM88 164L89 165L93 164L96 167L98 166L97 168H101V169L103 168V170L105 169V167H108V165H105L106 163H103V165L100 164L99 162L88 163ZM129 164L131 166L126 167ZM104 165H105V167H104ZM85 167H86V165H85ZM203 167H205V166H203ZM91 168H93V167H91ZM124 169L123 168L119 169V171L122 170V171H120L121 177L119 175L117 177L118 181L116 182L117 187L118 188L122 187V190L124 191V193H128L127 191L130 190L129 185L122 178L125 175H127L128 178L129 177L131 178L130 181L133 180L131 183L133 185H136L135 189H141L140 185L143 184L144 180L152 179L150 177H146L143 180L140 179V182H139V179H135L132 175L130 176V174H128V171L126 169L125 170ZM85 170H86V168H85ZM108 170L109 171H111V170L117 171L118 169H116L115 166H113L111 168H108ZM197 171L199 172L200 175L205 172V170H203L202 167H201V169H198ZM208 171H209V173L206 172L207 176H209V174H212V172H213V171H210L209 168H208ZM140 172H142V171H140ZM218 172H220V171H218ZM90 173H91V170H90ZM105 173H107V172H105ZM65 175H67V174H65ZM72 175H74V174H72ZM103 175H107V174H103ZM203 175H205V174H203ZM25 176H27V174ZM162 176H163V174H162ZM181 176H183V175H181ZM212 176L214 177V174ZM212 176L210 178H212ZM76 177L78 178V176H76ZM202 177H204V176H202ZM109 178H110V176H107L104 179L93 178L92 180H94V181H92V183L94 182L95 184H104L103 186H105V185H108L105 182H107V180H110ZM216 178H217V180H220V181L221 180L224 181V179H225V178H221V175H219V174H218V177H216ZM213 179H215V177ZM65 180H66V178H65ZM83 181H82V185L84 186L86 184H84ZM220 181H219V183H220ZM67 183H69V182H67ZM82 185H81V188H84ZM86 187L87 186H85V189H86ZM89 189H91V187ZM93 190L94 191L96 190L95 186H94ZM235 190H237V188ZM73 193H75V191ZM86 193H88V192H86ZM94 193L96 194V192H94ZM89 194H90V192H89ZM88 196H90V195H88ZM116 196H119V194ZM90 197L92 198L93 196H90ZM110 197H112L111 200H113V203H114L115 201L113 199V196H110ZM116 198H118V197H115V200H117ZM119 198H120V196H119ZM70 199H71V197H70ZM92 199H94V198H92ZM104 200H105V198H104ZM106 200H110V199H106ZM131 201H132L131 202V204H132L136 200H131ZM118 202H119V200H118ZM117 203L114 206L118 207ZM202 204H206V203H202ZM118 205H120V204H118ZM44 208H46V206ZM127 208H128V206H127ZM221 208H223V207H221ZM118 209L119 208H117V210ZM36 210H37V208H36ZM108 210H109V208H108ZM114 210H116L115 207H114ZM47 211H53V210H47ZM61 211H62V209H61ZM105 211H107V210H105ZM111 211H112V209H111ZM116 211H114V212H116ZM94 212H95V210H94ZM38 214H43L44 219H45L44 221L46 222V220H50L53 218L52 216H53L54 212L43 213L42 210H40L38 212H35V215H38ZM112 214H113V212H112ZM99 215L105 217L104 212H103V214H99ZM110 215H111V213H110ZM30 216H28V219L30 218ZM108 216H109V214L105 218H108ZM28 219H25V220L27 221ZM69 220L70 219H66V221H69ZM18 224H19V222H18ZM60 226H62V224H60ZM49 230L50 229H48V231ZM70 231L72 233L73 241L76 242V236H75L76 234L73 232V230H70ZM47 235L50 236L49 240H57V238L54 237L55 231L51 230L50 233H48ZM52 237H54V238H52ZM45 238H47V237H45ZM93 239L94 238L92 235L90 237L88 235L85 238L86 241H84V243H76V246L79 249H84L90 245L89 243L92 242ZM67 244H69V243L58 241V246L60 248H65ZM155 246H156L155 251H157V243L156 242L152 243L151 248H154ZM101 247L103 248L104 246L101 245ZM171 247L173 248V251L175 252L174 247L172 245H171ZM138 251L143 256L145 263L149 264V261L147 260V259H150L149 258V252L146 256V254L143 253L139 248H138ZM163 255H164V257H169V256H171V252L168 250L164 251ZM160 257H161V255H157L155 253V260L157 262H159ZM91 259H92V263L95 264V259L94 258H91ZM222 261L224 262L223 259H222ZM29 264H31V263H29Z\"/></svg>","mask_w":264,"mask_h":264}]
</instances>
